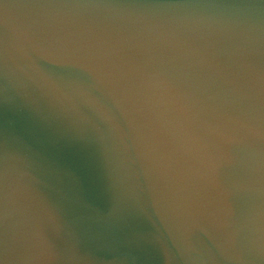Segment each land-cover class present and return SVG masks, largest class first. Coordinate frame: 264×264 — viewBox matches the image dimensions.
I'll list each match as a JSON object with an SVG mask.
<instances>
[{"label": "water", "instance_id": "obj_1", "mask_svg": "<svg viewBox=\"0 0 264 264\" xmlns=\"http://www.w3.org/2000/svg\"><path fill=\"white\" fill-rule=\"evenodd\" d=\"M0 264H264V0H0Z\"/></svg>", "mask_w": 264, "mask_h": 264}]
</instances>
